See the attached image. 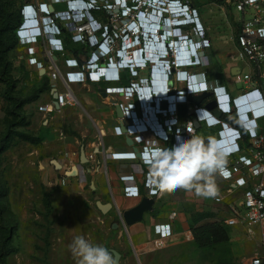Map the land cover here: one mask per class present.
<instances>
[{
    "label": "built area",
    "instance_id": "1",
    "mask_svg": "<svg viewBox=\"0 0 264 264\" xmlns=\"http://www.w3.org/2000/svg\"><path fill=\"white\" fill-rule=\"evenodd\" d=\"M88 1L93 9L102 6L111 16L109 27L94 19L92 14L88 15L92 21H87L86 17H76L73 14L76 6L75 1L68 0L69 8L66 11H54L53 13L48 10V6H52V4H41L43 11L50 18L48 25L51 28L62 32L60 27L62 26L69 30L73 42L88 43L91 48L95 47L90 59L86 62L67 59L65 65L68 71L65 72L61 70L54 59L57 53L65 52L62 40L56 39L48 44L46 53L49 64L47 68L36 58L28 59L29 65L36 66L38 70H45L53 83L61 84L63 93L59 92L56 84L51 90L52 97L53 94L58 95V108L75 105V97L70 90L71 84L121 83L124 70L118 74L116 63L119 59L122 60L125 67L131 69L133 75H137L138 71L133 64L125 63L126 58H129L127 56H130L129 51H133L135 57L139 59L140 64L138 65L144 68L146 61L142 62V52L147 51L146 42L152 43L149 51L152 50L154 42L158 48L155 50L157 53L149 52V61L153 63L152 67L156 65L153 68L155 87L153 91L150 86L145 88L147 100L144 99L145 94L141 95L144 114L137 117L136 109H139V104L127 106L121 104L124 119L127 118L131 121L127 128H129L134 142L141 148L130 153H114L112 158L114 160H138L144 166H150L151 153L157 148L152 147L153 141L146 140L143 136L150 132L146 125L155 133L160 131L161 134H164L162 126L165 124L168 131L174 133L178 119L171 118L163 123L159 116L167 115L165 110L160 111L161 97L166 95L167 74L170 72L169 65L164 63V59L176 56L181 66L176 67L177 64L174 60L170 61L171 65L176 67L172 73L170 80L172 85L169 88L172 92L168 98L171 114L173 110L176 113L177 105L182 101V99H177L175 94H185L187 88L192 92L188 99L191 96L206 94L203 105L191 107L196 120H190L186 124V135H181L182 138L190 139V134L195 135V124L200 126L204 124L209 128L218 127L213 140L218 141L226 153V171L228 173L227 176L218 177L226 182L233 181L236 187L244 189L241 203L229 204L230 217L224 224L227 226L243 225L247 229L259 227L264 233V127L260 126V122L264 121V0H222L224 5L230 7L236 16L232 28L231 25L228 26L233 33L231 38L236 45V56L243 64V68H238V72L232 76L234 85L243 86L237 95L229 94L225 86L220 85L218 80L209 79L205 72L198 75L188 72L192 68H205L210 65L209 55L205 50L211 47V43L206 39V29L201 23L200 11L197 6H194L193 0ZM60 2L57 0L53 3ZM28 8L32 9V5L24 6L25 10ZM117 20H122L119 23L122 26L120 29L113 30V22ZM163 22L167 23L166 28H164ZM141 23L149 26L148 33L143 32L142 27L139 26ZM33 28L36 27L33 26ZM110 29L115 32L112 36L109 32ZM23 30L22 25L18 31L21 45H26L25 42H29V45H37L42 40L37 39L35 43H32L29 40V35L22 36L20 34ZM71 30H73V34ZM152 39L153 41H151ZM32 41L35 40L32 39ZM166 45L170 46L172 53L166 52ZM137 49L140 54L137 53ZM195 53L199 57V65L194 64L192 57L193 55L196 57ZM103 57L107 60L104 67L100 64ZM97 59L98 61H96ZM71 77L79 78L72 79ZM160 78H163L161 82ZM140 82L141 84L148 83V80L140 79ZM179 82L186 83L184 90L174 87V84ZM156 85L161 87H156ZM106 92L121 93L129 100L139 92V87L138 84L132 82L129 86L119 85L106 88ZM153 93L158 97L154 98ZM153 103H156L157 110L155 112L159 114H155L154 111L153 114L151 113ZM236 105L240 109V114L235 109ZM47 110V107H40L41 112ZM148 112L153 116V122L147 120ZM224 116H227L229 120H224ZM188 129H191V133L188 132ZM116 131L118 135H123L120 127H117ZM244 135L247 136L246 141H244ZM151 179V173H146L144 182L146 194L150 198H159L162 192L155 189L150 183ZM250 181L251 185L249 186ZM227 191L230 194L232 192L230 189ZM125 194L127 197H139L140 191L138 187H127ZM223 199L224 197H217L215 201L219 203ZM175 216L176 214L173 213L171 219H174ZM154 232L158 236L154 241L156 247L163 246L165 241L172 236L170 224L156 225ZM243 264H264V251L255 253Z\"/></svg>",
    "mask_w": 264,
    "mask_h": 264
},
{
    "label": "rangeland",
    "instance_id": "2",
    "mask_svg": "<svg viewBox=\"0 0 264 264\" xmlns=\"http://www.w3.org/2000/svg\"><path fill=\"white\" fill-rule=\"evenodd\" d=\"M55 1L2 0L12 3L8 14L13 21L5 35L10 43L7 56L17 99L11 101L4 96L5 85L0 81V209L12 237L7 264H76L68 247L75 236L83 235L110 251L120 235L118 228H111L109 217L95 209L89 182L65 176L69 166L56 170L52 163H61L63 155L56 153L60 148L58 140L72 131L67 122L68 109L61 113L55 111L51 96L54 83L47 73L40 75L36 66L28 64V59L37 51L38 56L47 60L43 64L48 67L46 39L42 38L37 45H21L18 31L24 24L25 5L39 6ZM60 1L56 10L66 11L68 0ZM203 1L204 15L209 17L212 30H220L225 22L232 28L236 16L230 7L223 2ZM121 22L114 21L112 29H120ZM224 29L233 37L230 27ZM227 50V53L234 51L232 47ZM235 64L242 66L239 60ZM241 89L242 85L231 86L234 95ZM19 101L23 104L17 106ZM40 107L48 110L41 112ZM73 134L80 139L79 134L74 131ZM228 232L226 244L205 249L194 242L193 234L189 239L169 240L161 247L152 243L142 252V257L127 253L126 264H243L256 249L255 234L235 236L229 229ZM4 233L5 230H0V237ZM123 238L126 241L125 235Z\"/></svg>",
    "mask_w": 264,
    "mask_h": 264
},
{
    "label": "crops",
    "instance_id": "3",
    "mask_svg": "<svg viewBox=\"0 0 264 264\" xmlns=\"http://www.w3.org/2000/svg\"><path fill=\"white\" fill-rule=\"evenodd\" d=\"M202 1L203 0L197 1L199 4V6L197 4V7L200 11L201 23L206 29V39H208L211 43V47L205 50L208 55H211V57H209L210 65L205 68H192L189 69L188 72L193 75L205 72L209 79L218 80L220 85L227 88L229 94L234 95L231 90V86L234 85L232 71L238 72V68H243V64L242 66L235 64L238 60L236 56V45L230 35H227V29H224L225 27H229V24L225 22L224 26H222L220 30H212L209 27V17L204 15L205 4L203 5ZM56 5L59 4L52 3L54 11H60L56 10ZM210 5L211 6L209 7H213L212 4ZM220 22L221 21L219 20L218 23ZM151 41H153V39ZM150 44L152 43L146 42V52H148V56L149 52L155 54L157 53L155 50L158 49L153 42L154 46L152 45V50L149 51ZM231 47L234 51H229L227 53V49ZM36 52L37 51H34V56L31 58H36L42 63L47 62L45 58L38 56ZM129 52L130 56H127L129 58L126 59V62L137 63L138 60H136L133 51ZM91 53L92 51H85L84 55L81 54L76 57L72 51H65L63 54L57 53L55 57L61 70L65 72L68 71V68L65 65V61L67 59H79L83 63L90 59ZM137 53L140 54L138 49ZM106 62L107 60L103 57L100 60L101 66H106ZM215 65L217 67H221L224 80H220V77L215 75L217 69L214 67ZM134 67L137 69L138 74L131 77L128 71L122 72V80L119 84H100L90 82L71 84L70 90L75 97V105H68L60 109L55 106V111L59 113L68 109L67 113L69 114V119L67 122L72 131L58 140L60 141L58 142L60 144V148L57 149L56 153L63 155L61 163L56 161H53L52 163L56 170L69 166V170L64 172L65 176H73L72 178H79L83 182H89L92 200L95 203V209H97L102 216L109 217V220H111V228L113 230L118 228L120 231V235L117 238V244L114 245L113 248H110L111 253L112 251H116L120 254L119 264L127 263V253H133L135 257L143 256L142 252L147 250L149 246L151 247L152 243H154V241L158 238L154 232V227L156 225H171L172 236L167 239L165 243L169 240L191 238V227L193 224L194 213L210 214L212 215V218L209 221H216L225 225L224 222L230 217L229 204L241 203L244 190L236 187L233 181L226 182L217 176L216 184L219 191L217 197H224L223 201L219 203L215 201L217 197L203 198L197 196L194 192H187L182 189L172 193L163 192L159 198H150L147 196L144 186L145 174L151 173L150 166H144L138 160H114L112 158V154L114 153H130L141 148L140 145L134 142L133 136L130 132H128L127 135L117 134L116 128L119 127V124L123 123L127 126L131 123V121L127 118L120 119L117 117L113 102L116 101L117 103L127 106L129 104L137 105L138 101L136 96L127 100L123 94L113 92H106V96L104 97L101 90L105 89L106 91V88L119 85L129 86L130 83L133 82L138 84L139 92H137V94H145L144 99L147 100L148 97L145 88L150 86L153 91L155 87L153 84V80H155L153 76V68L156 67V65L153 67L143 68L141 65L135 64ZM39 72H41V70H39ZM140 79L148 80V83L141 84ZM161 80H163V78H160V82ZM55 84L57 85L59 92L63 93L64 90L61 84H59V82L54 83V85ZM171 85L172 84L169 82L168 86L171 87ZM156 87L161 86L156 85ZM174 87L178 90H184L186 83H175ZM159 90L161 91V89ZM193 98L194 97L191 96L187 103H179L177 105L176 113L171 114V112H167V115L159 116L160 120L164 123L166 120H170L171 118H177L178 124L174 128V132L179 135H186V124L190 120H196L195 115L191 111V107L196 105L201 106L204 101L203 99L202 102L197 103L192 100ZM147 102L149 103V101ZM167 107L169 109L168 111H170L169 102ZM136 113L137 117H140V111L138 108L136 109ZM147 114V120L153 122V116L151 113L148 112ZM155 114L159 113L155 112ZM224 120H229V118ZM260 126L261 128L264 127L263 120L260 122ZM217 130L218 127L209 128L204 124L201 126L195 124V135L203 137L206 142L208 139L215 138ZM73 131L80 135V139L73 134ZM143 136L146 140L153 141L152 147H172L171 140L169 142L159 140L152 134V132L145 133ZM128 140H130V144L128 143ZM246 140L247 136L244 135V141ZM83 153L84 158L82 156ZM54 163L59 164L60 169H57ZM73 169H76V175H68V173ZM250 185L251 181L249 182V186ZM127 187H138L140 196L127 197L125 194V188ZM229 189L232 191L231 194L227 191ZM145 198L153 199V205L150 207L149 211L143 214L142 221L126 226L121 219L122 213L138 206ZM98 203L103 206L110 205L111 207L106 213H103L99 209ZM173 213H175L176 216L174 219H171V215ZM227 227L230 230V234L232 232L235 236H247L248 233L251 232L255 234L253 243H255L256 249L253 250V254L251 256L260 252V249H263L264 251V233L259 227H254L252 229H247L243 225ZM124 235L126 236V241L123 238ZM122 239L123 241H121ZM141 262L145 263L144 261Z\"/></svg>",
    "mask_w": 264,
    "mask_h": 264
},
{
    "label": "clouds",
    "instance_id": "4",
    "mask_svg": "<svg viewBox=\"0 0 264 264\" xmlns=\"http://www.w3.org/2000/svg\"><path fill=\"white\" fill-rule=\"evenodd\" d=\"M77 3L73 14L76 17H86L87 21H92V18H88V15H91V11L94 10L88 0H72ZM77 8V9H76ZM23 27L26 23L34 21L36 24L34 27H29L25 31L30 32V39L32 43H35L37 39L45 38L47 44H50V41L61 38V31H56L54 28H51L48 25L50 18L48 14L43 11L41 5L33 6L32 5V14L29 15L25 9H23ZM72 12V11H71ZM164 28H166L167 23L163 22ZM35 30L36 32L34 33ZM166 31V30H165ZM142 36V35H141ZM35 40V41H32ZM63 41V40H62ZM21 44V43H20ZM166 52L172 53L170 46L166 45ZM199 49H201L199 47ZM142 52V60L146 61V67H152V64L149 61L148 52ZM196 54V53H195ZM146 55V56H144ZM119 59V57L117 56ZM194 64L199 65V57L196 54V57L193 55ZM171 60H174L176 67H180V63L176 56H172L171 59H164V63L169 65V73L167 74V91L166 95L162 96V101L169 102L168 98L172 93L169 90V82L172 79V73L175 70V66L171 65ZM98 61V59L96 60ZM192 65V64H191ZM118 74L121 70L128 71L131 77V69L125 67L121 59L116 63ZM155 66V65H153ZM123 71V72H124ZM154 98L158 96L155 93L152 94ZM192 95L190 89L187 88L185 94H175L177 99H182L180 103H186L188 97ZM136 99L139 104L140 114H144V107L142 105V96L136 93ZM166 97V98H164ZM235 109L240 114V109L236 105ZM169 109H166V112ZM163 111V109H160ZM175 110H173V113ZM161 114V113H160ZM147 130L152 132V134L159 140L164 142L172 141V147L170 148H157L154 152L151 153L150 159V171L152 179L150 183L155 187L159 192L172 193L177 190H185L187 192H194L197 196L203 198H215L218 196L219 191L216 184L217 176H226V153L221 148L218 141L213 139H208L207 142L201 136L191 135L190 139L182 138L181 135L177 133H170L165 126H162V131L164 134H161L160 131L156 133L151 130V128L146 125ZM166 127V129H165ZM128 132H130L128 128ZM188 132L191 133V129H188ZM69 250L74 257L76 264H115V259L113 254L109 251L107 247L99 243H92L86 239L83 235H77L73 238L72 242L69 244Z\"/></svg>",
    "mask_w": 264,
    "mask_h": 264
},
{
    "label": "trees",
    "instance_id": "5",
    "mask_svg": "<svg viewBox=\"0 0 264 264\" xmlns=\"http://www.w3.org/2000/svg\"><path fill=\"white\" fill-rule=\"evenodd\" d=\"M194 1V6H197V1ZM211 2L221 3L222 0H210ZM12 3L2 2L0 0V81L5 85L4 96L11 100L17 101L14 97L13 90L15 89V80L10 75V63L8 59V50L10 49V43L5 33L10 29L12 25V17L8 14ZM199 6V4H198ZM92 17L97 21L110 26V18L105 9L102 6L97 7L91 11ZM19 22L17 25H20ZM62 30L61 38L63 40L65 51H72L77 57L81 54H85V51H94L95 47H90L88 43H75L72 41L69 30L60 26ZM110 35L115 32L110 29ZM100 35V33H98ZM211 57V55H209ZM79 60V59H78ZM80 61V60H79ZM221 67H217L215 75L220 77V80H224ZM216 80V79H212ZM23 102H18L17 106L22 105ZM224 116V119H227ZM212 218L210 214L194 213L193 224L191 227L192 234L194 236V242L200 248H208L211 246L224 245L229 241L228 228L220 222L209 221ZM0 230H5V233L0 237V264H7V257L11 253V228L6 226V223L2 217V211L0 209Z\"/></svg>",
    "mask_w": 264,
    "mask_h": 264
},
{
    "label": "water",
    "instance_id": "6",
    "mask_svg": "<svg viewBox=\"0 0 264 264\" xmlns=\"http://www.w3.org/2000/svg\"><path fill=\"white\" fill-rule=\"evenodd\" d=\"M48 10H49L50 13L54 12V8L51 5L48 6ZM54 59L56 60V57H54ZM235 72L236 71H232V74L235 75L236 74ZM44 73H45V70H41L40 75H43ZM101 92L103 93V96L105 97L106 96L105 89H102ZM193 97H194L192 99L193 101H195L197 103H200L206 97V94L193 96ZM57 98H58V95L57 94H53V99L55 101L54 104L58 108ZM113 104L115 105L117 117L120 118V119H124V112H123V110L121 108V104L117 103L116 101L113 102ZM156 106H157L156 103L152 104L153 110H152L151 113H153V111L155 112L157 110ZM161 109H163V110L168 109L167 102L162 101ZM119 127H120L121 132L123 134L127 135V133H128L127 126L124 125L123 123H121V124H119ZM128 143L130 144V140H128ZM82 156L84 158V153L82 154ZM54 164L57 167V169H60V165L59 164H57V163H54ZM68 175H76V169H73L71 172L68 173ZM152 205H153V199H146L145 198L144 200H142V202L138 206H136V207H134V208L122 213L121 219H122V221L124 222V224L126 226H130L133 223L140 222L143 219V214L145 212L149 211V209H150V207ZM98 207L103 213H106L110 209L111 206L110 205L103 206L100 203H98ZM112 253L114 255L115 264H119L120 254L118 252H116V251H112Z\"/></svg>",
    "mask_w": 264,
    "mask_h": 264
},
{
    "label": "bare ground",
    "instance_id": "7",
    "mask_svg": "<svg viewBox=\"0 0 264 264\" xmlns=\"http://www.w3.org/2000/svg\"><path fill=\"white\" fill-rule=\"evenodd\" d=\"M67 6H68V8H69V4H67ZM67 8V9H68ZM77 9V8H76ZM35 22L34 21H30V23L29 22H27L26 23V25H25V27L26 28H24V30L25 29H28L29 27H33V26H35ZM148 27V28H147ZM142 29H144V31H145V33H148V30H149V26L148 25H146V24H144L143 23V27H142ZM22 31V32H20V34L22 35V36H26V35H30V32L31 31ZM34 31V33L36 32L35 30H33ZM25 44L26 45H29L30 43L29 42H25ZM126 51H129V50H126ZM127 59V58H126ZM134 59V58H133ZM136 60H138L139 61V59H138V57H136ZM125 63H127V62H125ZM132 64H133V66H135V64H139L138 62L137 63H133V62H131Z\"/></svg>",
    "mask_w": 264,
    "mask_h": 264
},
{
    "label": "snow or ice",
    "instance_id": "8",
    "mask_svg": "<svg viewBox=\"0 0 264 264\" xmlns=\"http://www.w3.org/2000/svg\"><path fill=\"white\" fill-rule=\"evenodd\" d=\"M75 6V5H74ZM26 11L29 13V15L32 14V9L31 8H28L26 9ZM72 79H78L79 77H71ZM202 87V86H201ZM228 175V173H226V176ZM134 191V190H133Z\"/></svg>",
    "mask_w": 264,
    "mask_h": 264
}]
</instances>
